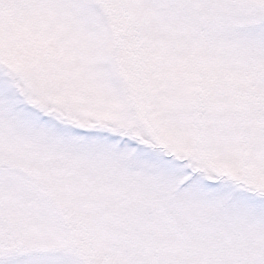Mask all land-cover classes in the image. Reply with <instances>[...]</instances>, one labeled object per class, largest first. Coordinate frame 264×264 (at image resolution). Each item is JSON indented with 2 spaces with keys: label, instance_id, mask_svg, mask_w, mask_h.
<instances>
[{
  "label": "snow or ice",
  "instance_id": "6c2138e0",
  "mask_svg": "<svg viewBox=\"0 0 264 264\" xmlns=\"http://www.w3.org/2000/svg\"><path fill=\"white\" fill-rule=\"evenodd\" d=\"M0 264H264V0H0Z\"/></svg>",
  "mask_w": 264,
  "mask_h": 264
}]
</instances>
